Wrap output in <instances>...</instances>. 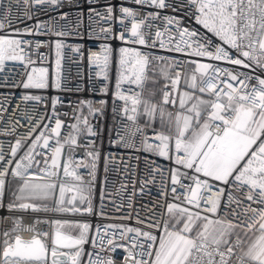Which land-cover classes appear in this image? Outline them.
Instances as JSON below:
<instances>
[{"label":"snow or ice","instance_id":"1","mask_svg":"<svg viewBox=\"0 0 264 264\" xmlns=\"http://www.w3.org/2000/svg\"><path fill=\"white\" fill-rule=\"evenodd\" d=\"M0 264H264V0H0Z\"/></svg>","mask_w":264,"mask_h":264},{"label":"built area","instance_id":"2","mask_svg":"<svg viewBox=\"0 0 264 264\" xmlns=\"http://www.w3.org/2000/svg\"><path fill=\"white\" fill-rule=\"evenodd\" d=\"M85 46L86 47L92 46V42L91 41H88V43ZM93 50H95V48H93ZM65 55L66 56H69L71 54L66 51ZM71 67H72L73 79L75 80L77 69H76L75 65H72ZM80 71L83 73V77H84V81H85V85L84 86L87 89V86H88L87 82H88V78H89V67H88L86 61L83 62V66L81 67ZM97 84L99 85V80H97ZM81 95L91 96V93H89V92L86 91L85 93H82ZM155 197H156V191H155V189H153V191L151 192V194L145 196L143 198V200H140L139 198H136L135 201H134V207L139 208L140 205H141V203L148 204ZM109 210H111V205L110 204H109ZM114 214L115 215H121L122 213H114ZM141 214L143 215V212ZM105 222H109V221H105ZM121 252H122V250H121Z\"/></svg>","mask_w":264,"mask_h":264}]
</instances>
